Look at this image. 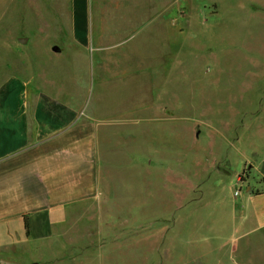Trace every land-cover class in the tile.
<instances>
[{"label": "rangeland", "instance_id": "rangeland-1", "mask_svg": "<svg viewBox=\"0 0 264 264\" xmlns=\"http://www.w3.org/2000/svg\"><path fill=\"white\" fill-rule=\"evenodd\" d=\"M30 2L42 17L54 7L63 21L67 4L0 0L6 26L14 21L31 37L16 52L44 61L55 43L32 38L39 28L30 25ZM179 14L167 40L168 75L155 87L166 104L145 109L148 122L131 126L126 141L129 155L143 153L134 164L147 168L119 175L101 205L114 217V245L74 248L64 264H264V0H181ZM96 210L85 209L86 227ZM36 254L47 255L32 250L21 263Z\"/></svg>", "mask_w": 264, "mask_h": 264}, {"label": "crops", "instance_id": "crops-1", "mask_svg": "<svg viewBox=\"0 0 264 264\" xmlns=\"http://www.w3.org/2000/svg\"><path fill=\"white\" fill-rule=\"evenodd\" d=\"M180 2L66 0V21L47 5L42 17L30 2V25L39 28L32 38L55 43L39 57L45 62L16 52L24 36L14 21L6 26L0 7V264H22L32 250L47 255L30 264H64L74 248L114 245L107 223L114 217L101 205L119 175L147 168L134 164L143 153L129 155L126 141L131 126L148 122L145 109L166 104L155 87L168 75ZM89 205L99 209L93 227L85 224Z\"/></svg>", "mask_w": 264, "mask_h": 264}, {"label": "water", "instance_id": "water-1", "mask_svg": "<svg viewBox=\"0 0 264 264\" xmlns=\"http://www.w3.org/2000/svg\"><path fill=\"white\" fill-rule=\"evenodd\" d=\"M19 42H20L21 44H24V43L26 42V39L19 38ZM34 264H36V263H34Z\"/></svg>", "mask_w": 264, "mask_h": 264}, {"label": "trees", "instance_id": "trees-1", "mask_svg": "<svg viewBox=\"0 0 264 264\" xmlns=\"http://www.w3.org/2000/svg\"><path fill=\"white\" fill-rule=\"evenodd\" d=\"M25 228H26V229L28 228V226H27V222H25ZM26 234H28V232H26Z\"/></svg>", "mask_w": 264, "mask_h": 264}]
</instances>
